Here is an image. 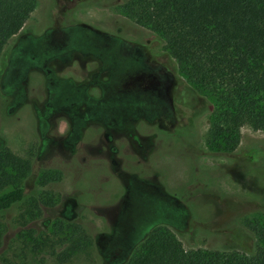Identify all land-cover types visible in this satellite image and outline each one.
Wrapping results in <instances>:
<instances>
[{
  "label": "rangeland",
  "instance_id": "1",
  "mask_svg": "<svg viewBox=\"0 0 264 264\" xmlns=\"http://www.w3.org/2000/svg\"><path fill=\"white\" fill-rule=\"evenodd\" d=\"M122 1L37 0L0 50V138L31 168L24 202L0 213V264H61L27 237L54 245L60 223L91 240L64 264H124L157 227L193 251L264 224V132L217 148L221 104Z\"/></svg>",
  "mask_w": 264,
  "mask_h": 264
},
{
  "label": "trees",
  "instance_id": "2",
  "mask_svg": "<svg viewBox=\"0 0 264 264\" xmlns=\"http://www.w3.org/2000/svg\"><path fill=\"white\" fill-rule=\"evenodd\" d=\"M36 5L37 0H0V50L24 28ZM120 8L158 38L184 77L203 82L217 98V148L235 147L244 126L264 132V0H124ZM30 169L0 138V213L24 202L22 182ZM56 229L65 239L54 245L28 233L32 250L47 247L64 264L90 248L80 224L60 223ZM192 232L197 236L201 228ZM215 234L221 237L218 246L186 251L171 231L157 227L124 264H264V224H232Z\"/></svg>",
  "mask_w": 264,
  "mask_h": 264
},
{
  "label": "flooded vegetation",
  "instance_id": "3",
  "mask_svg": "<svg viewBox=\"0 0 264 264\" xmlns=\"http://www.w3.org/2000/svg\"><path fill=\"white\" fill-rule=\"evenodd\" d=\"M143 49H145V48H141V50H143ZM144 51V50H143ZM156 65H159V67H162V69L164 70V71H166V67H165V63H155ZM159 77V76H158ZM160 79H162V78H160ZM159 79V80H160ZM98 90H99V88H98ZM154 126H157L158 128H160L157 124H153ZM155 131V130H154ZM158 131H160V132H162L160 129L158 130ZM107 134H105L104 135V140H105V142H106V144L107 145H111V140L106 136ZM113 144V143H112ZM111 151V150H110ZM112 152V151H111Z\"/></svg>",
  "mask_w": 264,
  "mask_h": 264
}]
</instances>
